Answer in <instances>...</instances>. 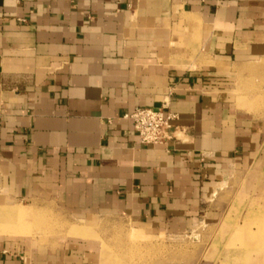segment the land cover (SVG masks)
<instances>
[{
    "label": "crops",
    "instance_id": "0c3cea01",
    "mask_svg": "<svg viewBox=\"0 0 264 264\" xmlns=\"http://www.w3.org/2000/svg\"><path fill=\"white\" fill-rule=\"evenodd\" d=\"M139 105L170 138L139 141ZM256 163L264 0H0V264H104L69 219L187 232Z\"/></svg>",
    "mask_w": 264,
    "mask_h": 264
},
{
    "label": "rangeland",
    "instance_id": "374dc122",
    "mask_svg": "<svg viewBox=\"0 0 264 264\" xmlns=\"http://www.w3.org/2000/svg\"><path fill=\"white\" fill-rule=\"evenodd\" d=\"M244 182L219 218L180 234L144 236L119 220L93 229L76 219L64 233L75 222L73 230L97 239L104 264H264V169L256 163Z\"/></svg>",
    "mask_w": 264,
    "mask_h": 264
},
{
    "label": "built area",
    "instance_id": "2783aa9c",
    "mask_svg": "<svg viewBox=\"0 0 264 264\" xmlns=\"http://www.w3.org/2000/svg\"><path fill=\"white\" fill-rule=\"evenodd\" d=\"M123 115L132 119L139 141L145 144L163 142L170 138L171 120L176 116L161 107L141 105Z\"/></svg>",
    "mask_w": 264,
    "mask_h": 264
}]
</instances>
